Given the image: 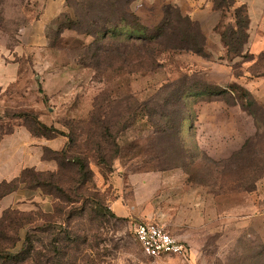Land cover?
Wrapping results in <instances>:
<instances>
[{
  "label": "rangeland",
  "instance_id": "374dc122",
  "mask_svg": "<svg viewBox=\"0 0 264 264\" xmlns=\"http://www.w3.org/2000/svg\"><path fill=\"white\" fill-rule=\"evenodd\" d=\"M168 4L185 13L166 0H0V64L18 67L0 86V130L33 113L90 171L81 184L62 170L51 211L18 210L33 223L8 233L32 245L15 264H264V84L240 81L264 72V53H228L209 21L166 28ZM226 11L217 28L233 23ZM158 28L154 62L137 38ZM140 221L170 224L189 253L146 256Z\"/></svg>",
  "mask_w": 264,
  "mask_h": 264
},
{
  "label": "crops",
  "instance_id": "0c3cea01",
  "mask_svg": "<svg viewBox=\"0 0 264 264\" xmlns=\"http://www.w3.org/2000/svg\"><path fill=\"white\" fill-rule=\"evenodd\" d=\"M177 4L184 9L191 19L198 22H210L206 27L207 37L221 45V36L224 31L223 24L226 17L221 10L214 7L213 0H166ZM236 5H245L249 24L248 42L246 51L259 56L264 52V0H236ZM226 13H229L227 10ZM230 15V13H229ZM228 21H233L230 15ZM227 22V21H226ZM217 25L218 28L216 27ZM225 48V45H222ZM256 62V58L253 60ZM18 67L14 63L0 64V86L4 88L17 81ZM250 76V77H248ZM240 80L247 88L256 92V88L264 84V77L251 76L248 71ZM257 93V92H256ZM66 138L57 136L53 138H37L21 123L15 124L12 129L0 130V185L3 182H12L19 178L23 170L33 168L38 172H56L58 162L47 157V149L60 151L65 147ZM32 206L29 207L28 206ZM37 205L49 212L53 208V197L44 193L40 187H30L19 183L13 191L0 197V215L7 209L13 208L21 211L32 210ZM160 222V221H159Z\"/></svg>",
  "mask_w": 264,
  "mask_h": 264
},
{
  "label": "trees",
  "instance_id": "16d2710c",
  "mask_svg": "<svg viewBox=\"0 0 264 264\" xmlns=\"http://www.w3.org/2000/svg\"><path fill=\"white\" fill-rule=\"evenodd\" d=\"M214 7L217 10H233V18L234 22L229 23V26L226 27V30L222 33V38L227 46L228 53H236L237 55L243 54L244 45L248 42V14L245 5H236V0H213ZM166 12L168 17L165 20L166 28H169L174 31L177 25L186 23L188 25H193L194 21L188 14L182 12L178 7L173 5H165ZM174 7V9L172 8ZM173 10L176 13L177 18H171V12ZM135 31H143L138 30L137 28L134 29ZM179 33V42H186L189 39V35L183 31ZM164 28L153 29L150 32V37L142 38L138 37L137 42L141 44L142 48H146L145 52L147 54V60L149 61H157L160 58L161 52H163V42L160 37L164 34ZM175 33V32H174ZM241 37L239 49L234 48V41L237 37ZM147 42V43H146ZM200 47L195 50V48H190L194 52H201L203 51V45H199ZM182 47H171L170 50H180ZM249 53V52H248ZM264 53V52H263ZM262 53V54H263ZM252 56V59L258 58L255 55L249 53ZM260 54V55H262ZM259 55V56H260ZM254 74V73H252ZM255 76H264L263 71H258L254 74ZM253 75V76H254ZM219 92V93H218ZM218 92H214L212 94H220L222 92H227L226 89L220 90ZM249 94V92H247ZM192 94V93H190ZM209 100H213L209 98ZM240 106L247 111L241 104ZM20 118L25 120L26 123L24 125L31 131L33 136L37 138H53L57 136L64 135L63 133H59L53 126L46 124L45 122L41 121L39 117L34 115L33 113H24L20 115ZM61 134V135H57ZM249 140L246 143H243L241 149L238 151V154L243 153L246 146H248ZM47 157L53 158L58 162L59 169L56 172H38L33 168H27L23 170L21 176L12 182H3L0 185V197L3 195L13 191L17 188L19 183H25L30 187H40L42 188L44 193L50 194L54 199L62 198L61 194H65L64 189L60 186L56 179H58V175L65 170L68 165H72L75 170L77 176L78 183L86 184L89 181V169L87 168V163L80 157H69L66 153L65 147L60 151H53L47 149ZM102 162H105L104 156H98ZM55 192L58 196L55 195ZM69 199V198H67ZM14 214V216H13ZM25 214H22L18 211V209H7L3 212L2 217L0 218V264H15L19 261L26 260V254L28 255L31 251L30 250H23L24 248L29 249L28 247L32 245V235L29 231H27L24 241H23V249L19 248L18 244L22 238H18L15 234V237L9 235L8 231H20V228L26 227L33 223V221L29 217H25ZM49 225H45L44 228H47ZM41 258V257H40ZM35 264H43L41 260H34ZM47 263V260H46Z\"/></svg>",
  "mask_w": 264,
  "mask_h": 264
},
{
  "label": "built area",
  "instance_id": "2783aa9c",
  "mask_svg": "<svg viewBox=\"0 0 264 264\" xmlns=\"http://www.w3.org/2000/svg\"><path fill=\"white\" fill-rule=\"evenodd\" d=\"M133 230L135 239L148 257L186 256L189 253L188 243L178 238L171 225L166 222L140 221L134 225Z\"/></svg>",
  "mask_w": 264,
  "mask_h": 264
}]
</instances>
